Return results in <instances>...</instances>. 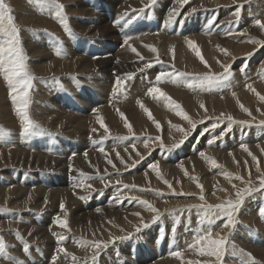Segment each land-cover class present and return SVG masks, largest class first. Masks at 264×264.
Instances as JSON below:
<instances>
[{"label": "bare ground", "instance_id": "6f19581e", "mask_svg": "<svg viewBox=\"0 0 264 264\" xmlns=\"http://www.w3.org/2000/svg\"><path fill=\"white\" fill-rule=\"evenodd\" d=\"M63 1L69 2L71 0ZM103 1L108 2L112 7L113 13H116L115 10L118 12H125V9L119 11L118 7L129 6L128 8H130L132 3L140 0H128L124 3L125 6L121 5L119 0ZM201 1L203 0H191V3L187 5L188 11L192 12V15L189 16V20L186 18L176 19V17H172V21L165 26L163 32L159 30L158 32L140 33L131 36L123 34L125 38L123 41L121 40L122 43L117 40L120 36L117 35L115 29L110 28L106 22L103 23L107 16H104V18L101 17L98 14L99 12L96 13L92 8H89L90 10L82 9L85 7L83 4L81 7L70 4V8L72 5L73 9H78L77 11H86V16L80 15L86 23L76 21L72 23L76 29L74 30L82 35L74 34L73 37L69 39L70 44L68 45L71 47L59 48L62 52V60L61 57L58 59L54 55L58 48L57 41L55 42L52 40V42H48V44H45V41L41 44H33V42L27 40V42L24 43L29 58L32 60H29L32 70L34 72L55 74V77L59 78V80H56L61 86L57 88L51 87L50 84L45 82H49L50 79L44 82L42 80L40 85L37 83V87L34 85L36 91L34 95L33 93L32 95L37 99L35 102L33 101L34 104H32V114H30L32 115V119H34L36 123L56 131L57 135L67 140V142L70 141L73 143V146H76L79 141L82 145L87 144L86 151L89 150L83 154L70 155L72 157L66 159H63L64 157L62 159H55V157L47 156L49 153H47V155L42 153L44 151L37 152L38 150L35 149V152L32 149V151H28L29 149L23 150L13 147L18 140L19 134L16 133V131L12 132L10 130H16V128H7L9 130L3 129L5 131L0 133V142L5 147L0 146V166L4 167L0 170V178H7L9 174L7 175L5 173L11 167H16L24 170L40 169L58 172L64 176L68 175V177L71 178V182L69 185H61V177L56 178L52 182L48 181V183L23 184L22 182L21 184L10 181L0 182V238H3L6 243L8 257H11V259H9L0 256V264H83L85 260L93 258V254L98 250L91 246L92 242L100 240L101 242L105 241L108 244L107 246L115 244L114 242L118 241L119 237H123L122 235L124 234V232H119L115 229L124 228L125 226H130V228L135 227L136 224L142 223L145 220H150L155 215V213L149 211L144 204L140 208L135 207L129 210L126 208L118 210L115 214L112 207L108 206L107 209L112 213L111 216L101 217L100 223L92 225L86 224L82 219L76 217V215L81 209L84 211V206L93 199L94 195L96 196L95 198L113 196V201L117 196L129 193L132 196L135 195V197L140 198L141 201L146 200L151 205L166 209L172 206V204L160 198L156 192L167 190L169 188L168 184L172 183L177 191L191 189L189 187L193 186L194 181L188 176L189 174L192 176L196 171L201 173L202 181H212L219 174L222 177L224 170L212 167L209 161L201 157L200 153H204L205 156L215 159L218 164V161H228L229 157L232 156L247 155L248 152L244 151L242 145H247L249 149L251 147H261L264 145V143L261 142L264 140V131L249 136L240 133L237 134L235 138L233 135H229L227 141H225L221 140V138H217V136L211 132L203 135V132L208 127L204 126L200 127L198 134L194 133L187 137L188 140L183 144V149L171 153H164L162 150L154 149L152 150L153 152L151 151V156L145 162H140L135 166L134 173L127 172L128 170H126L130 168L133 163L140 161L139 159L145 155L147 150L159 145L160 140L153 138V135L151 136L150 134H156L167 144L169 143L170 145V143H172L173 145L176 139L175 137L179 135L180 131H177L171 125L178 123L182 127L187 126V121L176 114L175 105L169 104L163 99L149 96L147 94L149 88L157 86L164 92L172 90L173 93L171 98L177 104L181 105L185 113H192V116L189 117H193V119L201 116V103H203L209 111H212L216 107H221L222 109L239 108L240 106L237 100H239L240 104H243L244 102H249L247 100H252L253 98V94H250V92H252L251 90H248L244 96L238 94L237 90L240 87L250 84V79L244 75L243 77L240 76V73L233 72L230 78H226L223 82H213L202 87L198 85V81L200 80V76L205 73L185 71L184 68L202 71H205L206 68L205 64L201 62L200 57L196 55V52H193V49L188 46L189 40L195 42L196 46L199 47L201 55L208 58L207 65L210 64V67H207L208 69L217 68L219 65L220 68H223L222 65L228 64L227 61L231 59V57L227 58L225 56L226 54L222 49H226L227 52H230V37L233 36L228 35L227 38H219L218 36H221L224 32L220 34V30L217 32L213 30L214 28L208 27L212 23L214 24L213 21L215 20L211 21L214 15L212 19L211 17L208 18V21L210 19L212 23L209 24L208 21L205 20V24H209L208 26L206 25L207 28L204 29L206 26L200 27L202 14L206 12V15H208L214 7V1L212 0L204 3V5H208L209 7L203 10L201 9V11V7H199ZM146 2L141 1V3L139 2L138 4L144 6ZM156 2L157 7H163V0H158ZM226 2L229 4L231 3L230 0ZM181 5L182 4L176 0L173 8L170 9V13L173 9L177 12ZM229 7L230 6L227 8L226 6H222L218 11L223 12ZM128 11H130V9H127V12ZM21 18L25 22L21 24L50 25L43 20H41L40 23H32L33 19L24 17L23 13L21 14ZM137 21L134 20V22ZM134 22V25L139 24ZM84 24L88 25V29H83L81 27ZM116 24L123 27L121 23ZM183 24L189 25L190 31L185 35V41L182 44L177 43L176 37L179 36L178 34H173L174 36L167 38L172 34L169 31L170 26H181ZM85 31L88 34V39L92 41L90 42L91 45L89 44L90 46L88 47L93 49L92 51L94 54L96 53V49L93 46V42L101 43L103 40H107L111 42L112 45L116 46L118 43H121L122 46L119 51H110V47H105L104 54L101 55L104 56L102 58H97V56L92 57L93 55L88 54L78 55L76 47L82 43V39H87ZM156 33L158 35L154 36ZM164 33L169 34L167 36ZM25 34L26 33H24V35ZM84 34L86 35L83 36ZM50 36H52V34H50ZM126 39L128 40V44L124 43ZM23 40L25 41V38ZM149 46L154 47L158 52H162L161 54H164L163 56L166 58L167 62H153L151 60L153 59L151 57L152 51ZM132 48H135L136 51L133 52ZM234 49L236 52H243L248 50L249 47L243 46ZM137 53L139 55H137ZM172 55H174L175 58V66L170 65L168 62ZM140 57H143V59H140ZM149 62L151 66L145 67ZM140 65L143 66V71H140ZM136 66L137 68H135L134 71L138 69V72L133 74L132 78H128V73H124L131 72V69ZM169 67L172 68L170 69ZM161 71L172 73V79H164L157 84L156 77ZM67 73L69 74L65 76L58 75ZM178 73H190L191 75L180 76ZM118 79L122 82V87H118ZM114 82L116 84L115 90L113 93H110V88ZM102 84L108 87L105 90H101L98 86ZM112 89H114V87H112ZM233 93H235V96ZM109 95H111V97H109ZM3 96H5L4 89L0 84V119L4 123H11L12 118L9 111L11 105L8 106L5 103ZM58 96H60V102L56 100ZM80 96L90 99L91 101L94 99H100V101L86 108L84 107V102L80 100ZM71 98L72 101L75 102V105H73L77 107H73L70 109L73 111L67 113L68 111H66L64 107L71 104ZM137 101L151 102V114L153 119L160 124L159 129L156 127V124L153 123V120L148 118V114L137 105ZM85 109H87V112L82 113L86 111ZM117 109L125 114L128 122L132 126V133H129L128 129L124 126V120L121 119ZM94 110H98V112ZM28 112L30 113V111ZM97 116L103 118L107 127L113 129L115 126L120 127V132L111 130L109 133H102L101 130L103 128H101L100 124L97 122ZM43 126L41 127L43 128ZM92 129H96L97 131L93 132ZM50 131H48L49 134ZM52 133L54 132L52 131ZM214 137L217 139H214ZM34 140L33 142H36V139ZM215 140H217V142ZM209 141L213 142L209 143ZM245 142H248V144H245ZM145 144H147L148 147H145ZM30 147L32 146L30 145ZM101 147H107V149L101 152L98 150ZM117 153H119V157ZM137 153H139V155H137ZM121 159H123V163ZM108 160H111L112 163L109 164ZM153 164L158 165L159 175L157 171H154L150 167V165ZM17 175L18 173L15 177H17ZM101 178H103V182ZM29 180L30 179H28V181ZM118 180L122 183H116ZM165 181H167V183H165ZM81 182L84 184H91L93 187L91 189L79 187ZM133 184H135L136 187H131ZM125 185H128V187H125ZM171 188L172 187H170V189ZM150 189L156 192H151ZM134 190L136 192H134ZM81 197L84 198L82 199ZM181 202L183 201L177 204H181ZM130 203H127V205ZM137 203L138 201H136V204ZM61 204L64 205V210L61 209ZM103 208L104 205L93 208V210L100 211ZM137 212L140 213V216L134 215V213ZM13 216H15V218H13ZM57 216H59L61 220H67V229L59 227L55 222ZM197 218L198 216L193 214H184L179 222L178 218H176L165 220V222L163 221L160 224H150L148 228L140 232L142 235H138L137 237L132 236L133 241L129 246L115 244L111 248L108 247L109 250H107V252L105 251V253H103L104 255H99L101 258L96 264H145L146 257L155 251L151 244L159 241L164 245L167 243L166 235L176 231H178L177 233H182V242H184V244L180 247L173 248L168 254L165 252L162 254L160 260L171 262V264H204L202 263V256H205V258L207 256L201 254L199 256L195 254L191 255L194 249L188 247L189 244L193 243L198 233L192 230L189 232L187 226H180L182 223L188 222L189 220H191L194 225H198L200 222L196 220ZM161 225L166 227L163 232H160ZM262 225L263 221L261 225L259 224L257 226V232L249 229V231H242L238 235L241 238L240 245H238L239 248L245 251L255 247L259 249V256L261 258L260 264H264V225ZM210 227L212 228V225ZM250 228H252V226ZM53 233L57 235L54 236ZM60 235H63L65 239L60 241L58 239ZM158 235L159 237H157ZM143 237H145V239H143ZM140 238L143 239L145 244L150 243V249H136L135 246L132 247ZM113 240L114 242H111ZM253 240L258 243V246L252 245L251 242ZM85 241L87 244L84 243ZM61 247L66 249L67 253L70 255L59 252L58 249ZM25 249H27V251H25ZM163 249H166V247H163ZM196 249H198V247ZM177 251L181 253L180 257L172 255V253ZM73 255L76 257L75 261L72 260ZM54 257L55 259H53ZM237 257L240 256H230L229 259H236ZM207 259L209 262H213L212 256H208ZM154 260L159 261L158 259H153L152 261ZM239 261V264H245L242 258Z\"/></svg>", "mask_w": 264, "mask_h": 264}, {"label": "rangeland", "instance_id": "374dc122", "mask_svg": "<svg viewBox=\"0 0 264 264\" xmlns=\"http://www.w3.org/2000/svg\"><path fill=\"white\" fill-rule=\"evenodd\" d=\"M119 1H120L121 5L125 6L124 3H126L128 0H119ZM132 1H135V0H132ZM141 1L142 2L147 1V2L144 6H142V5L138 4L139 2L141 3ZM156 1H158V0H156ZM210 1H212V0L201 1L203 3L204 7L202 6V3L200 2V5H199V7H201L200 10L201 9L203 10V9H206V7H209L208 5H204V3H207ZM213 1H214V4H213V6H214L213 10L214 11L212 10L208 15H206V12H205V14H202V22L200 23V27H204L206 25L208 26L210 23H212L211 21L215 20V21H213L214 24L212 23L208 27L214 28L213 30H215L217 32H219V30H220V32H221L220 34H222V32H224V34H222L221 36H218L219 38L220 37L221 38L222 37L227 38L228 35L233 36V37H230V43H229V45L231 47L230 52H227L228 54L225 55L227 58L231 57V59L229 61H227L228 64H226V65H230V71H229V74L227 75L226 78L227 79L230 78V76L233 74V72L240 73L241 74L240 76L243 77V75H244L250 79V85H252V87L255 88L257 92H259L261 95H264V78L261 77V73L264 72V47H261L257 44L248 42L250 39L264 40V30H261L257 25H254L256 19H259L262 22H264V0H260V1L259 0H230L231 1L230 4L226 2L227 0H213ZM4 2L9 6V8L11 10L10 14L13 16L14 23L16 24L17 28L19 29V38L21 41V46L23 48L24 54L27 56L26 63L28 65V69H29L30 74L34 77V80L32 82L33 87L30 90V104H29L30 109H28V111H30V113H29V115H30V114H32V112H31V108L33 106L32 104H34V102L37 99L35 96H33L34 92L36 91V87L38 86V84L39 85L41 84L40 82H42V80L44 82L45 80L50 79L51 81L49 80V82H47V81H45V82L47 84H50L51 87H53V88H57V87H61V86L58 84L57 80H59V78L55 77V74H51V73L46 74L43 72H34L32 70V68L30 67V64H31L30 61H32V60L29 58V55L27 53V49H26V46L24 43H26L27 40H29V41L33 42V44H38V43L41 44L43 41H45V44H48V42L50 43L53 40L55 42L57 41L56 43H57L58 48H60V47L67 48V47H71L68 44H70L69 39L72 38L73 36H69V34L62 27L61 22H60L61 17H58L56 14L58 11L56 5L45 4V5L38 6L34 2H30V0H17V1H15V0H4ZM58 3L62 4L64 6V14L66 15L67 24L74 34L78 35L80 33L78 31H75L76 29L72 23H74V21L86 23L80 17V15L86 16V11H84V10L77 11L78 9L77 8L73 9L72 5L81 7L83 4V6H85V7H83L82 9L90 10L92 8V10H95L96 13L99 12L98 14L101 17L104 18V16H107L103 23L106 22L107 25L110 26V28L115 29V31L117 32V35L120 36L119 38H117V40L119 42H121V40L123 41L125 38L124 37L125 35H123V34H127V35L131 36V35H137L140 33L158 32L159 30H160V32H163V30H165V26H167L169 23V22H167L169 19L168 15L170 14V9L173 8L174 4L176 3V0H163V7H161V6L157 7L156 6L157 2H155L154 4H151V6H149V0L135 1L134 3H132L133 5L132 4L130 5V8H128L129 6L118 7L119 11H122V9H125V12L124 11L118 12L117 10H115L116 13H113L112 7L109 5V3L104 2L103 0H71L69 2H65L63 0H58ZM189 3H191V0H187L186 3H183L181 5V7L179 8V10L176 12L178 14H174L175 16L173 15V17H176V19L186 18L187 20H189V16L192 15L191 14L192 12H189L187 9V5ZM70 4H72L71 8L69 7ZM222 6H224V7L226 6V8L228 6H230V7L228 9L224 10L223 12L218 11V9ZM259 6H261V7H259ZM99 9H100V11H99ZM127 9H130V11L127 12ZM141 9L143 11H141ZM237 11L240 12L239 17H237L235 15V13ZM22 13H23L24 17L33 19L32 23H40V21L43 20L45 22H48L50 25L41 26L39 24H37V25L36 24L35 25L34 24H21V23H25L21 18ZM213 15H214L215 19L213 18ZM74 17H76V18H74ZM210 17H211V19L212 18L213 19L211 21L209 19V21H208V18H210ZM133 19L135 21H137V19H138V21L134 22ZM71 20H73V21H71ZM205 20L208 21L209 24L208 23L205 24ZM115 22L121 23L123 27H121L120 25H117ZM133 22L139 23V24L134 25ZM164 23H165V25H164ZM162 25H164V26H162ZM207 26L204 27V29L207 28ZM219 26H221V27H219ZM81 27L83 29H88L87 24H84ZM122 28H124V29H122ZM169 31L172 33L169 36H168L169 33H167V34L164 33L168 36L167 38L174 36L173 34H178L179 36L176 37L177 43L182 44L185 41L184 40L185 35L190 31V27L187 24H183L181 26L180 25H174V26L169 27ZM22 32H23V34H22ZM24 33H26V34L24 35ZM85 33L87 34L86 31H85ZM50 34H52V36H50ZM86 34H84L83 36H85ZM80 35H82V34H80ZM121 35L123 38L121 37ZM157 35L158 34L156 33L154 36H157ZM24 38H25V41L23 40ZM88 38L89 37L87 34V39H85V38L82 39V43L76 47L78 55L88 54V55H93L92 57L97 56V58H102L104 56H101V55L104 54L105 47H110V49H109L110 51H119L120 47L122 46V44H121L122 42L120 44L118 43V45H116V46L112 45L111 42H109L107 40H103V42H101V43L100 42H97V43L93 42V46L96 49V53L94 54V52L92 51L93 49L91 47H88L91 45L90 42H92ZM243 46H248L249 49L246 51H243V52H236L234 49L236 47H243ZM198 49H199V47H198ZM193 52H195V51L193 50ZM161 53L162 52H160V51L159 52L158 51H156V52L152 51L151 57L153 59H151V60L153 62L157 63L156 57L159 56V59L161 62H167L166 58L163 56L164 54H161ZM249 53H252V54L249 55ZM54 55L58 59H60V57H61V60H62V54L57 55L56 53H54ZM203 58L206 62H208V58H206L204 56H203ZM168 62L170 65H174V66L176 65L174 55H172L170 57V60ZM209 65H208V67H210ZM242 67H244L243 72H241V70H240ZM135 68H137V66L132 68L131 72H126L124 74H127V73L136 74L138 72V69H137V71H134ZM140 68H143V66L140 65ZM169 68L171 69L172 67H169ZM184 69H185V71L198 72V73H222L223 72V68H220V65L217 66V68H211V69L210 68L208 69L206 67L205 71L204 70L203 71L202 70H194V69L188 70L186 68H184ZM68 74L69 73L58 74V75L65 76ZM200 78H201V76H200ZM226 78L221 79V80H216L214 82H223L226 80ZM243 80H244V78H243ZM0 84H1L2 88L4 89V95L5 96H3V98H4L5 103L8 106L11 105L9 108V111L11 113V118H12L11 123H9V122L4 123L0 119V128L5 129V130L12 129V127L16 128V130H10L12 132L16 131V133L19 134L18 140L13 147H15L17 149H23V150L29 149L28 151L33 150L35 152H36L35 149H37L38 150L37 152L44 151L42 153H44L46 155H47V153H49L50 155L48 154L47 156L55 157V159H62L63 157H64L63 159H66V158L72 157L73 155L83 154L85 152H88V150H89L88 148H87L88 150L86 151V145L87 144L82 145L81 142L79 141L76 146H73V143H71L70 141H68L69 142L68 143L67 140H65L62 137H60L59 135H57L56 131L49 129L48 127L43 126L39 123H37V124H39L40 127L43 126L44 129H47L48 131L52 130L54 133H52V131H50V134H49V132L47 130H44L41 127L40 128L41 130L38 129V130H35L34 132H32L30 134L25 135L22 132L21 121L15 112V106H14L12 98L10 96V87L8 86L7 82L3 79V75H0ZM115 85L116 84L114 82L110 88V93L114 92ZM198 85H200V80L198 81ZM5 86L7 87V89ZM98 87L101 90H105L108 86L102 84V85H99ZM112 87H114V89H112ZM248 90L249 89L247 86H242L237 90V92L239 95L244 96ZM32 93H33V95H32ZM165 93H167L171 97L173 91L168 90V91H165ZM250 94H253L252 100H247L249 102H244L243 105L245 108H247L251 112V115H248V113L244 112L240 107L239 108L233 107V108H228V109H222L221 107H216L212 111H209L207 109V107L205 106L204 108H201V116L200 117H197L196 119H193V117H191V120L196 123V127L194 129L192 128L191 124L187 120H186L187 126H185V127L180 126V124H178V123L174 124V125L179 126L180 128L184 129L185 132H187L186 138L189 137V135L190 136L193 135L194 133L198 134L200 127H204V126H208V127L203 132V135H206V134L211 132L212 134H215L217 137L221 138V140H225V141H227V137L229 135H233V137L235 138L237 136V134H240V133L244 134L245 136H249V135L255 134L257 132H262V131H264V124L261 123V121H264V101L260 100L254 92H250ZM57 95H60V94H57ZM32 97H33V99H32ZM109 97H111V95H109ZM56 100L60 102V96L56 97ZM80 100L84 102V107H86V108L88 106H92L94 103H97L100 101V99H94L93 101H91L90 99H87V98H84L81 96H80ZM10 103H12V104H10ZM142 103L144 104V106L147 109L150 110V112L152 111L151 102H142ZM73 104L75 105V102H73L72 98H71V104L69 106L64 107V109L66 111H68L67 113L73 111V110H70L73 107H75V108L77 107V106H74ZM85 110L86 111H83L82 113L87 112V109H85ZM221 113H223L224 115L221 116ZM188 116H192V113L189 112ZM228 116L233 117L235 121H248L249 123H247V124L231 123V130H228V125L230 123L229 120L227 119ZM30 117L32 119V115H30ZM16 120H17V122H16ZM32 120L34 121V119H32ZM8 123H9V125H8ZM214 124L217 125V127L215 129H213V127H212V125H214ZM7 126H9V127H7ZM7 128H9V129H7ZM18 128H20V129H18ZM107 128L109 129V132L111 130H115L117 132H120V127H118V126H115L114 129L110 128V127H107ZM39 131H41L42 133ZM36 132H38V133H36ZM101 132L105 133L104 129H102ZM221 132L224 133L222 136H221ZM22 134H24V135H22ZM35 135H37V136H35ZM150 135L151 136L153 135L152 136L153 138L158 137L156 134H150ZM44 138H45V140H44ZM175 138L176 139L173 142V144L179 143L181 140H183V143H180L179 147L173 148V147H171L172 143H170V145H169V143L167 144L165 141L160 139L159 145L154 146L155 148L152 147L149 150H147L145 155L139 159L140 161L133 163L132 164L133 166L131 165L132 167L130 166V168L126 169V170H128L127 172L134 173V170L136 168L135 166L140 162L141 163L145 162L151 156V151L154 149L162 150V151H164V153L165 152L171 153V152L179 151V150L183 149V147H182L183 144L186 143L188 140V138L187 139L185 138L184 132L180 131L179 135L176 136ZM34 139H36V142H33V141H35ZM57 139H58V141H57ZM214 139H217V138L214 137ZM30 140H31V142H30ZM87 140H88V137H87ZM176 140H178V141H176ZM161 141L163 142V147H161ZM215 141L217 142V140H215ZM261 142L264 143V140H262ZM18 143H19V145H18ZM0 144H1L0 145L1 147L2 146L5 147L1 142H0ZM245 144H248V142H245ZM30 145L32 147H30ZM25 148H27V149H25ZM101 148L103 150L107 149V147H101ZM101 148L98 150H101ZM67 149H68V151H67ZM261 149H264V145H262L261 147L255 146V147H251L250 149L248 148V150H251L250 152L252 153V155H249V152H248L247 155H239V156L237 155V156L229 157L228 161H218L217 169H223L224 173H223L222 177L219 174L212 181H202L201 173L198 171L193 173L192 176H190L191 174H189L188 177L192 181H194L193 186L189 187L191 189L178 190L177 191L172 183L168 184V185H171V187H172L171 189L169 187L168 188L169 190L168 189L167 190H160L161 192L160 191L156 192L153 189H150L151 192L158 193L160 198L166 200L167 202H170L172 204V206H170L166 209H161V208H158V206L153 205L155 208L157 207V209H159V219L156 220L155 222H153V219H152L153 217H152L150 220H145L142 223L136 224L135 227L130 228V226L129 227L125 226L124 228L122 227V228L115 229L116 231L118 230L119 232H124V234L122 236L126 237V238L125 239H119L118 241H116L114 243L119 244V245L129 246L130 243L133 241L132 236L137 237L138 235L139 236L142 235L140 232L143 231V229L145 230L146 228H148L150 224H153V223L160 224L163 221L165 222V220H168V219L171 220V219H176V218H178V222H179L180 218L184 214L196 215V216H198V218L196 220L198 222H200L201 219L204 217V212H205V208L201 207V204L202 205L204 204V206L216 205V204H221V203H223L229 199L234 200L236 198V191L237 190H243L246 187H252V188L259 189L260 188V178L262 176H264V152H262ZM70 153H72V154H70ZM70 155H72V156H70ZM252 156H255L257 159L253 160ZM3 167L4 166H0V170ZM258 167H259V171L257 170ZM21 169L22 168L11 167L5 173L7 175L9 174L8 177L7 178H0V180H1L0 182L2 183L5 181H10L13 183L16 182V183H21V184H22V182H23V184L24 183L25 184L48 183V181L52 182L56 178H60V177L62 178L61 185H67V184L69 185L71 182V178L68 177V175L64 176L63 174L58 173V172L44 171V170H40V169H38V170H30V169L24 170V169H22L23 170L22 171ZM40 171L41 172L43 171V172L41 173ZM17 173H18V175H17V177H15ZM5 174H1V175H5ZM24 175H25V178H24ZM237 176L243 177V180L236 179ZM27 178L30 180L28 181ZM42 181H44V182H42ZM197 184L202 185L203 190H201V188L197 187ZM233 185H235V187H233ZM166 191H169V192H166ZM173 191H175V192H173ZM134 192H136V191L134 190ZM201 195L204 196L203 200L200 199ZM95 197L96 196L94 195L93 199L87 205L84 206V211L80 207L81 211L76 215V217H79L80 219H82L86 224L92 225L95 223H100L101 217L111 216L112 213L109 212V210L107 209L108 206L112 207V209L114 210V214H115L118 210H123L125 208L129 210V209H133L135 207L140 208L143 205L142 203H140V201H141L140 198L135 197V195L132 196L129 193L126 195L117 196V198H115V200H113V201H112L113 196H111V197H100V198H95ZM136 201H138L137 204H136ZM180 201H183V202H181V204H177ZM127 203H130V204L127 205ZM193 203H196V204H193ZM133 204H134V206H133ZM102 205H104V208L102 210H100V211H94L93 210V208H97V207H100ZM261 207H264V189H260L259 191H254L250 196H245L244 203H243L242 207L239 209V211L237 213H234V218L236 220V224H235L234 229L229 230V229L223 228L222 225H223V223L226 222V217H222V216H213V223L212 224H208L207 220H205V222L203 224L199 223L198 225H194L191 222V220H189L188 222L182 223L180 226L181 227L187 226V228H188L187 230L189 232L192 230V231L197 232L199 235L202 233L199 232L198 229H206L212 225L211 229H212L214 236H215V234L220 233V236H226L227 237V239H228V243L226 245L227 251L225 252V254L223 256L222 261H218L216 259V257L212 256L213 262H209L207 259V257L209 255H206L207 256L206 258H205V256H202V263H204V264H212V263H214V264H231V263L232 264H236V263L239 264L240 263L239 260L241 259V257H237L236 259L235 258L229 259L230 256H234V255H232V245L234 244L237 248H239L238 245H240L241 238L238 235L240 232L249 231V229L257 232L258 231L257 226L259 224L261 225L262 221H263V225H264V217H261L258 214V210ZM155 215H157V214L155 213ZM13 218H15V216H13ZM260 218H261V220H260ZM211 219H212V217H211ZM144 224H147L148 226L144 227ZM251 226H252V228H250ZM137 228H139V231H137ZM164 229H166V227L164 225H161L160 232L165 231ZM177 232L178 231L171 233V234H167L166 235L167 236V243H165L164 245H162L159 241L153 242L151 244V246H153L155 251L151 255L146 257L145 264H171V262L161 261L160 259L162 258V254H164L165 252L168 254L173 248L180 247L182 244H184V242H182V233L180 234ZM143 239H145V237H143ZM143 239L140 238V241H141L143 247L140 246L139 249H150V245H149L150 243L145 244ZM97 241L101 242L100 240H97ZM261 241H262V239H261ZM103 242L106 243L105 241H103ZM251 243L254 246H258V243L255 242L254 240ZM115 244H111V245L107 246L106 248L103 247V245H102L101 248L98 249L96 252L97 259L95 260V262L93 261V258H90V259L85 260L83 262V264H96V263H98L100 261L101 256L104 255L103 253H105V251L107 252V250H109V248H111ZM132 247H134V244L132 245ZM157 247L159 248V250ZM163 247H166V249H163ZM197 247H198V249H196ZM200 247H201V245H197L196 248H193L194 250L192 249L193 253H191V255L195 254V255L199 256L200 255V252H199ZM186 250H188V249H186ZM246 252L251 253L252 256L255 258L254 264H260V261H261V258L259 256L260 252H259V249L257 247H255L253 249H249ZM99 255H101V256H99ZM238 258H240V259H238ZM153 259H158L159 261H155V260L152 261ZM232 259H234L235 261ZM245 261H246V258H244V262ZM246 264H253V261H246Z\"/></svg>", "mask_w": 264, "mask_h": 264}, {"label": "snow or ice", "instance_id": "6c2138e0", "mask_svg": "<svg viewBox=\"0 0 264 264\" xmlns=\"http://www.w3.org/2000/svg\"><path fill=\"white\" fill-rule=\"evenodd\" d=\"M30 2H34L36 5H45V4H52L56 5L58 11H57V16L61 17V25L65 29V31L69 34V36H73L74 33L71 31L70 27L67 24V19L66 15L64 14V6L62 4L58 3V0H30ZM156 0H149V6L151 4H154ZM179 3L183 4L186 3L187 0H178ZM141 11H143L141 9ZM11 10L9 6L4 2V0H0V75H3V79L7 82L8 86L10 87V96L12 98L13 104L15 106V112L17 116L19 117L21 121V126H22V132L24 134H29L34 132L37 129H40V125L37 124L35 121H33L29 115L28 109H29V103H30V90L33 87V80L34 77L30 74L28 65L26 63L27 61V56L24 54L23 48L21 46V41L19 38V29L17 28L16 24L14 23V18L10 14ZM176 13V10L173 9L172 12L169 14V19L167 22H171L172 17ZM237 17H239L240 12L237 11L235 13ZM255 25H257L261 30H264V22H262L259 19L255 20ZM243 34V33H242ZM249 43H254L257 44L261 47H264V40H257V39H250L248 41ZM62 43V42H61ZM125 44H128V40L126 39L124 41ZM188 46L192 48L195 52L196 55L200 57V60L202 63L205 64L206 67H208L207 62L204 60L203 56L200 53V50L196 46L195 42L189 40L188 41ZM130 47V45H129ZM150 47V50L153 52H156L157 50L154 47ZM132 51L135 52L136 49L132 48ZM222 51L225 54L227 53L226 49H222ZM57 55H61L62 52L59 48L56 50ZM252 53H249L251 55ZM137 55H139L137 53ZM143 59V57H140ZM156 62L161 63L159 56L156 57ZM151 63L149 62L148 64L145 65V67H150ZM223 67V72L222 73H205L202 74L200 78V85L203 87L205 85H209L213 83L216 80H221L225 79L227 75L229 74L230 71V65H222ZM241 72L244 71V67H242ZM140 71H143V68L140 69ZM178 75L183 76V75H191L190 73H178ZM128 78H132L133 73H128L127 74ZM261 77L264 78V72L261 73ZM164 79H172V73L167 72V71H161L157 77H156V82L159 84L162 80ZM117 85L118 87H122V82L118 79L117 80ZM248 89L254 92L257 97L264 101V95H261L259 92L256 91L255 88L252 87V85H247ZM147 94L149 96H152L153 98H158V99H163L167 101L169 104L175 105V110L176 114L181 116L183 119L187 120L192 128L194 129L196 127V123L191 120V118L188 116L187 113H185L181 107V105L177 104L167 93H165L161 88L157 86H153L148 89ZM235 96V93H233ZM138 105L140 106L141 109L145 113L148 114V118L150 120H153V123L156 124V127L159 129L160 124L155 121L152 117V114L149 109H147L144 104L140 101H137ZM237 103L239 104L240 108L248 113V115H251V112L244 107L243 104L239 103V100H237ZM201 108H204L205 105L203 103L200 104ZM97 111L98 110H94ZM117 112L119 113L121 119L124 120V126L128 129L129 133H132V126L128 122L125 114L123 112H120L119 109H117ZM224 114L221 113V116ZM227 119L229 120V125H228V130H231V123H240V124H247L249 123L248 121H235L233 117L228 116ZM97 122L100 124V127L104 129L105 133L109 132V129L104 123V120L102 117L97 116ZM262 124H264V121H261ZM172 127L176 128L178 131L184 132L185 138L187 136V132H185L184 129L180 128L177 125H171ZM213 129L217 127V125H212ZM5 130L0 129V133H3ZM93 132L97 131L96 129H92ZM224 133L221 132V136ZM219 138V137H217ZM157 140H160V137H156ZM183 143V140H181L179 143L173 144L171 147H179V144ZM209 143H212V141H209ZM145 147H148L147 144H145ZM161 147H163V142L161 141ZM244 151L249 152V155H252V153L248 150L247 145H242ZM101 152L104 150L101 149ZM127 151V149H126ZM262 152H264V149H261ZM87 155V154H85ZM139 155V153H137ZM201 157H203L205 160L209 161L212 167H218L217 161L215 159H212L210 157L205 156L204 153H200ZM117 156L119 157V153H117ZM142 158V157H141ZM253 160H256L257 158L255 156H252ZM121 162L123 163V159H121ZM108 163L111 164L112 161L108 160ZM150 167L154 170L157 171L159 175V170H158V165L153 164L150 165ZM183 167V166H181ZM259 171V167L257 168ZM185 174L187 175V172L185 171ZM162 178V177H161ZM236 179L243 180V177L237 176ZM101 181L103 182V178H101ZM116 183H122L121 181H116ZM167 183V181H165ZM79 187L82 188H88L91 189L93 186L91 184H84L81 182ZM125 187H128V185H125ZM131 187H136L135 184L131 185ZM171 187V185H169ZM197 187L201 188L203 190V186L200 184H197ZM235 187V185H233ZM260 189H264V176L260 178V188H252V187H246L243 190H237L236 191V198L234 200L229 199L221 204H216V205H201V207L205 208L204 212V217L201 219L200 223L203 224L205 220H207L208 224H212L213 220L211 219L212 216H222L226 217V222L223 223V228L226 229H234L236 220L234 218V213H237L239 209L242 207L244 203L245 196H250L254 191H259ZM82 199L84 197H81ZM200 199L203 200L204 196L201 195ZM140 203L144 204L149 211L153 213H157V215L153 216V222L159 219V209L155 208L153 205H151L148 201L142 200ZM61 209L64 210V205L61 204ZM258 214L261 217H264V207L259 208ZM136 216H140V213H134ZM55 222L59 225L61 228H68V222L67 220H61L59 216L56 217ZM147 224H144V227H147ZM137 231H139V228H137ZM199 232L202 234H199L195 237L193 243L189 244V248H196L197 245H201L199 248V252L201 255H209V256H214L218 261H222V258L227 251L226 245L228 243V239L226 236H220L219 233L213 234L211 227H208L206 229H198ZM53 235H57L56 233H53ZM126 237H119V239H125ZM60 241L64 240L65 237L63 235H60L58 237ZM111 242H114L111 241ZM87 244V242H84ZM107 247V244L104 242H99V241H94L92 242L91 246L94 247L95 249H100L101 246ZM27 251V249H25ZM59 252L65 253V255H70L67 253L66 249L63 247L58 249ZM172 255L176 257H180L181 253L179 251L172 253ZM232 255L240 256L242 260L246 258V261H253L255 258L252 256L251 253L246 252L242 248H237L234 244L232 245ZM0 256H4L6 258L11 259V257H8L7 253V245L4 242L3 238H0ZM55 259V257L53 258ZM97 259V254H93V261ZM72 260L75 261L76 257L73 255ZM245 261V264H246Z\"/></svg>", "mask_w": 264, "mask_h": 264}]
</instances>
